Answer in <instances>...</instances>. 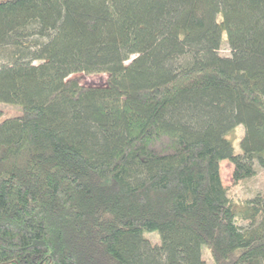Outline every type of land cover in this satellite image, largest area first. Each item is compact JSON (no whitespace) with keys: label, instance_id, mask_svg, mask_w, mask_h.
Instances as JSON below:
<instances>
[{"label":"trees","instance_id":"obj_1","mask_svg":"<svg viewBox=\"0 0 264 264\" xmlns=\"http://www.w3.org/2000/svg\"><path fill=\"white\" fill-rule=\"evenodd\" d=\"M0 57V264H264V0H0Z\"/></svg>","mask_w":264,"mask_h":264},{"label":"rangeland","instance_id":"obj_2","mask_svg":"<svg viewBox=\"0 0 264 264\" xmlns=\"http://www.w3.org/2000/svg\"><path fill=\"white\" fill-rule=\"evenodd\" d=\"M226 33L223 34V43L220 49L222 56L228 57L231 54L227 43ZM5 63V59L0 57V67ZM80 79L85 86H105L107 83V74H98L88 76L83 73L73 75ZM0 124L8 118L17 117L22 114V106L0 102ZM245 133V128L240 125L233 132L229 133L227 138L233 143L236 153H241L240 142ZM233 165L229 161H224L220 165V173L223 188L232 200L245 202L255 197L258 193L264 194V169L257 168V175L253 178L235 183L232 177ZM237 224L240 227H247L249 221L241 217L237 218ZM152 244H159V234H144ZM203 258L207 264H214L212 256L207 249H203Z\"/></svg>","mask_w":264,"mask_h":264}]
</instances>
